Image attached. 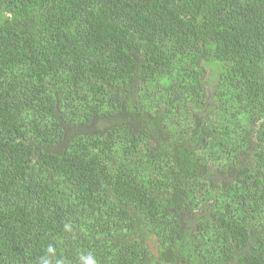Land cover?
I'll return each mask as SVG.
<instances>
[{
    "label": "trees",
    "instance_id": "1",
    "mask_svg": "<svg viewBox=\"0 0 264 264\" xmlns=\"http://www.w3.org/2000/svg\"><path fill=\"white\" fill-rule=\"evenodd\" d=\"M89 254L264 264V0H0V264Z\"/></svg>",
    "mask_w": 264,
    "mask_h": 264
},
{
    "label": "clouds",
    "instance_id": "2",
    "mask_svg": "<svg viewBox=\"0 0 264 264\" xmlns=\"http://www.w3.org/2000/svg\"><path fill=\"white\" fill-rule=\"evenodd\" d=\"M65 227L67 228L68 226L66 225ZM47 251L49 253H52L53 249L49 247ZM84 260H85V264H97V261L94 259V257L91 254L85 257ZM41 264H50V262L47 259L42 258Z\"/></svg>",
    "mask_w": 264,
    "mask_h": 264
}]
</instances>
